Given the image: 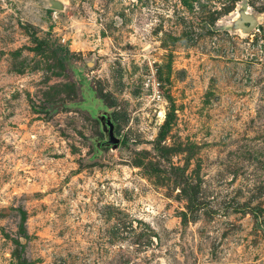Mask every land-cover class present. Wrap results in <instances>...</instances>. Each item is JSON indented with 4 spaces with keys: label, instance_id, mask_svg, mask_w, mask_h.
<instances>
[{
    "label": "rangeland",
    "instance_id": "rangeland-1",
    "mask_svg": "<svg viewBox=\"0 0 264 264\" xmlns=\"http://www.w3.org/2000/svg\"><path fill=\"white\" fill-rule=\"evenodd\" d=\"M62 2L0 0V264H264V0Z\"/></svg>",
    "mask_w": 264,
    "mask_h": 264
},
{
    "label": "water",
    "instance_id": "water-1",
    "mask_svg": "<svg viewBox=\"0 0 264 264\" xmlns=\"http://www.w3.org/2000/svg\"><path fill=\"white\" fill-rule=\"evenodd\" d=\"M48 7L52 9H63L64 4L62 0H47ZM257 17L250 13L244 7H238L235 11L234 16L229 22V26L232 29H238L243 33L248 32L251 28H254L256 24ZM100 122L102 118H105V123L103 124L104 130L106 131L105 143L109 145L110 149H115L117 147L118 138L113 133V123L110 121L109 116L105 113L100 114ZM103 123V121H102Z\"/></svg>",
    "mask_w": 264,
    "mask_h": 264
},
{
    "label": "flooded vegetation",
    "instance_id": "flooded-vegetation-1",
    "mask_svg": "<svg viewBox=\"0 0 264 264\" xmlns=\"http://www.w3.org/2000/svg\"><path fill=\"white\" fill-rule=\"evenodd\" d=\"M102 113H105L106 115H108V113H106V112H101L100 114H102ZM100 114L98 115L97 119H98L99 123H102V121H103V123H102V125H103L105 123V118H102L101 119L102 121L100 122V118H99ZM103 131L106 133V131L104 130V126H103ZM105 139H106V137H105ZM98 144L99 145H103V144H106V143H105V140H103V141L99 142Z\"/></svg>",
    "mask_w": 264,
    "mask_h": 264
},
{
    "label": "trees",
    "instance_id": "trees-1",
    "mask_svg": "<svg viewBox=\"0 0 264 264\" xmlns=\"http://www.w3.org/2000/svg\"><path fill=\"white\" fill-rule=\"evenodd\" d=\"M56 49H59L58 47H56ZM66 52H67V50H66ZM66 56V53L64 52V55H63V57H61V58H64Z\"/></svg>",
    "mask_w": 264,
    "mask_h": 264
}]
</instances>
